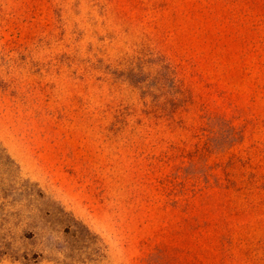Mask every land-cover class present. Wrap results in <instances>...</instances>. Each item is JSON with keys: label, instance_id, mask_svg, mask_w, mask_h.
Listing matches in <instances>:
<instances>
[{"label": "rangeland", "instance_id": "1", "mask_svg": "<svg viewBox=\"0 0 264 264\" xmlns=\"http://www.w3.org/2000/svg\"><path fill=\"white\" fill-rule=\"evenodd\" d=\"M0 264H264V0H0Z\"/></svg>", "mask_w": 264, "mask_h": 264}]
</instances>
